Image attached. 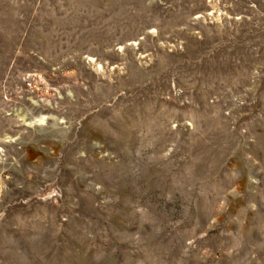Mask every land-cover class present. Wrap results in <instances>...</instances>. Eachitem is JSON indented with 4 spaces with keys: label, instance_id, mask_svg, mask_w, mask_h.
<instances>
[{
    "label": "rangeland",
    "instance_id": "374dc122",
    "mask_svg": "<svg viewBox=\"0 0 264 264\" xmlns=\"http://www.w3.org/2000/svg\"><path fill=\"white\" fill-rule=\"evenodd\" d=\"M0 264H264V0H0Z\"/></svg>",
    "mask_w": 264,
    "mask_h": 264
}]
</instances>
